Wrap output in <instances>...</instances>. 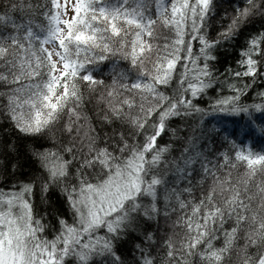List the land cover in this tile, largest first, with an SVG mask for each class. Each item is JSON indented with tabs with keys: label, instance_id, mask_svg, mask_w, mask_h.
Segmentation results:
<instances>
[{
	"label": "snow or ice",
	"instance_id": "obj_1",
	"mask_svg": "<svg viewBox=\"0 0 264 264\" xmlns=\"http://www.w3.org/2000/svg\"><path fill=\"white\" fill-rule=\"evenodd\" d=\"M0 119V264H264V0H0Z\"/></svg>",
	"mask_w": 264,
	"mask_h": 264
},
{
	"label": "trees",
	"instance_id": "obj_2",
	"mask_svg": "<svg viewBox=\"0 0 264 264\" xmlns=\"http://www.w3.org/2000/svg\"><path fill=\"white\" fill-rule=\"evenodd\" d=\"M33 2L35 3L36 0H33ZM40 2H42V0H40ZM37 19H39V17H37ZM221 60L226 64H231V57L222 56ZM221 71H223L222 68H221ZM110 79H111V77L108 76L106 78V82L110 81ZM101 91H102L101 89H97L95 92L85 90L84 107L82 109V115H86L89 117V119L91 121V124L89 126L100 127L99 117L103 115V111L105 108L104 101L98 99ZM209 95H211V93ZM196 100H197V102H200L199 97H197ZM209 103H210L209 97L205 96L203 99V102L201 103V106L202 107L207 106ZM65 119H67L66 116H65ZM204 120L208 121V127L210 128L213 124V120L211 119V116H205ZM237 120L242 122L241 117H237ZM187 122L189 124H191L192 123L191 118H189V120ZM81 123L83 124L84 121L81 120ZM200 123H202V122H199V123H196L195 125H193V127H195V130H196L195 134H197V135L199 134ZM178 125H180V121L174 120L173 123L170 125V128H177L175 136L173 137L171 135V132H167L164 134V136L160 142L171 144L172 149L181 148L183 146V140H185L188 135L192 134V130H191V128H184L182 125H180L178 127ZM0 127L7 128V122L0 119ZM210 134L215 135V129H213L212 133H210ZM5 135L6 134L4 132H0V138H4ZM7 138L9 140H11L12 139L11 134H7ZM215 140H216L215 148H218L220 150V152L227 151V152L231 153L232 148H233V143L230 142L231 138H229V141L226 142L225 138H224V134L220 133L218 136H215ZM240 141L243 142V145H249L250 150H252L254 152L264 150V135H261L258 132L253 135L252 139H249L248 137L238 138L236 141V147L242 146ZM209 148L212 149L213 146L209 145ZM213 150H215V149H213ZM242 172H243V167L233 169V176L234 177L238 176Z\"/></svg>",
	"mask_w": 264,
	"mask_h": 264
},
{
	"label": "rangeland",
	"instance_id": "obj_3",
	"mask_svg": "<svg viewBox=\"0 0 264 264\" xmlns=\"http://www.w3.org/2000/svg\"><path fill=\"white\" fill-rule=\"evenodd\" d=\"M71 15V13L69 12V16Z\"/></svg>",
	"mask_w": 264,
	"mask_h": 264
}]
</instances>
